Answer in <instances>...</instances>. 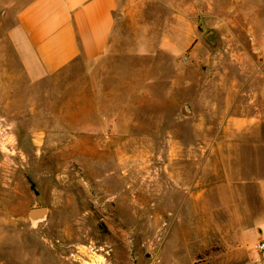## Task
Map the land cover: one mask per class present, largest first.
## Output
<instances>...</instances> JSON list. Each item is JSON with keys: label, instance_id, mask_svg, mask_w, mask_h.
<instances>
[{"label": "rangeland", "instance_id": "rangeland-1", "mask_svg": "<svg viewBox=\"0 0 264 264\" xmlns=\"http://www.w3.org/2000/svg\"><path fill=\"white\" fill-rule=\"evenodd\" d=\"M178 12L195 30L183 55L130 53L126 28L97 62L37 83L6 63L0 40V264H260L251 246L193 224L192 190L218 223L208 185L223 160L260 173V150L224 132V83L200 95L190 82L260 79L231 98L264 104V0H151L150 35L173 32ZM211 29L216 49L202 40ZM38 207L48 216L33 226Z\"/></svg>", "mask_w": 264, "mask_h": 264}, {"label": "crops", "instance_id": "crops-1", "mask_svg": "<svg viewBox=\"0 0 264 264\" xmlns=\"http://www.w3.org/2000/svg\"><path fill=\"white\" fill-rule=\"evenodd\" d=\"M150 1L0 0V40L6 48L4 60L8 65L18 64L26 78L37 83L79 60L88 64L97 62L116 49L126 28L133 33L132 44L128 46L130 53L140 56L183 55L195 36L188 17L178 12L173 32L150 35L144 21ZM205 83L195 80L190 85L200 95L204 93L200 89L204 85L210 89L216 86L215 83H224L228 88L224 94V102L228 103L223 116L224 132L246 135L253 140L251 148L260 150V173L257 170L248 173L241 159L236 167L223 160V177L208 185L206 195L217 201V208L225 217L217 224L215 212L208 210L207 218L203 217L198 188L191 192L190 214L196 231L216 229L224 232L225 237L252 248L253 244L264 242V104L260 103L263 97L256 94L248 102L254 104V110H245L242 105L236 107L237 101L235 97L231 98L230 88L238 87L235 93L243 99L241 89L260 86V79L207 80ZM209 89L206 93H213ZM166 96L167 93L163 102L167 100ZM226 145L222 144L223 147ZM182 181L175 179L176 183ZM165 183L170 182L166 180ZM198 184L197 179L195 185ZM251 189H256L258 207L252 201ZM210 213L214 215L210 216ZM252 251L260 257V264H264V253ZM66 264L80 262L69 260Z\"/></svg>", "mask_w": 264, "mask_h": 264}, {"label": "water", "instance_id": "water-1", "mask_svg": "<svg viewBox=\"0 0 264 264\" xmlns=\"http://www.w3.org/2000/svg\"><path fill=\"white\" fill-rule=\"evenodd\" d=\"M203 42L211 49H216L220 44V35L218 30L211 29L205 33L202 38ZM48 216V208L47 207H38L32 208L28 212V217L33 226H36L38 223L46 220Z\"/></svg>", "mask_w": 264, "mask_h": 264}, {"label": "built area", "instance_id": "built-area-1", "mask_svg": "<svg viewBox=\"0 0 264 264\" xmlns=\"http://www.w3.org/2000/svg\"><path fill=\"white\" fill-rule=\"evenodd\" d=\"M252 249L258 253H264V242L253 244Z\"/></svg>", "mask_w": 264, "mask_h": 264}]
</instances>
